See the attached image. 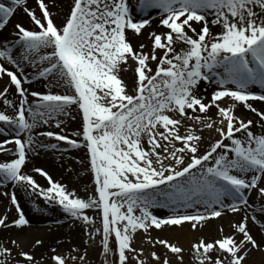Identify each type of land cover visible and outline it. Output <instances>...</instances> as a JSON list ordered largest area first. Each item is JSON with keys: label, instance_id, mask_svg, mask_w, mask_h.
Returning a JSON list of instances; mask_svg holds the SVG:
<instances>
[{"label": "snow or ice", "instance_id": "obj_1", "mask_svg": "<svg viewBox=\"0 0 264 264\" xmlns=\"http://www.w3.org/2000/svg\"><path fill=\"white\" fill-rule=\"evenodd\" d=\"M25 3L0 2V30ZM38 8L40 16L23 8L38 30L17 23L13 38L0 44V61L15 69L0 63V79L10 81L0 91V136L11 137L0 141V153L13 157L0 161V187L11 183L13 189L27 185L38 190L49 204L82 220L90 240L101 236L105 258L113 252L114 237L118 264H148L133 244L140 230L185 222L196 229L225 209L245 212L234 226L242 234L239 239L236 234L200 239L192 252L197 264H246L249 252L259 247L248 228L247 209L252 205L247 193L256 190L264 197V134H256L253 121L236 114L235 103L221 105L225 98L243 104L260 117L264 128V110L249 103L264 101V94L250 91L253 85L264 89V0H71L59 23L45 0H38ZM153 10L164 31L149 32L150 45L134 46L128 34L140 36L151 25ZM130 67L131 85L122 76ZM34 80L45 81L47 91L25 87ZM202 83L216 86L210 99L203 94L207 88L201 92ZM13 86L17 100L10 98ZM212 108L218 121L209 114ZM75 110L82 117L80 131L65 134ZM188 122L191 126L182 134ZM44 126L60 131L33 135ZM204 129L219 136L206 148ZM38 137L68 147L59 149ZM41 148L61 153L86 149L93 195L76 197L41 168L34 171L48 181L46 189L23 174L28 154ZM11 203L17 218L9 223L6 215L0 217V227L22 229L29 220L15 191ZM154 208H165L169 215L158 217ZM89 209L100 215L102 231L86 214ZM252 220L259 223L255 216ZM155 243L175 260L153 251V264H183L181 247L165 239ZM52 251L53 264H68L66 256ZM72 251L77 253L71 256L73 264H84L86 252ZM17 254L24 264H35L29 252ZM14 260L13 248L0 244V264Z\"/></svg>", "mask_w": 264, "mask_h": 264}, {"label": "rangeland", "instance_id": "obj_2", "mask_svg": "<svg viewBox=\"0 0 264 264\" xmlns=\"http://www.w3.org/2000/svg\"><path fill=\"white\" fill-rule=\"evenodd\" d=\"M0 2H4L10 6V0H0ZM45 2L49 5V10H50L51 14L53 15V17L57 18L55 22L59 23V21L63 15L57 16V10L59 12L60 7H63V10H64L63 14L66 13L69 10L68 6H69L71 0H66L65 3H63L62 5L58 4L57 6H55L53 4H49L50 1H48V0H45ZM24 7H27L30 10L34 11L38 16L41 15L40 9L38 8V0H34V1H30V2H28V0H26V3L23 4L21 7H19L20 15L18 17V20H15V23H13L12 25H14V24L16 25L17 23H19V24L23 25L24 27H26L30 30H38V26L34 25L33 22L31 21V18L27 15V13H25L23 11ZM53 7H56L55 10L53 9ZM155 17H156V14L152 16V19H154ZM13 30L16 31L15 26H14ZM148 33L147 32L144 33V36H142L143 38L141 37V39L139 41L137 40L138 42L133 43V45L138 46L141 43L146 44V45H150L151 41L148 39V35H149ZM3 43L4 42H1L0 44H3ZM145 50L147 51V49H145ZM0 63H4L6 67H9L11 69V66L6 64V62L0 61ZM129 63L131 64V62H129ZM11 70L15 71V69H11ZM30 74H31V69H30ZM122 76H123V79L129 85H131V83L134 79V75H133L131 67L126 72L122 73ZM37 81L40 82V85L32 83L31 85H27V88L30 91L46 92L47 91V89L45 87L46 82L43 80H37ZM9 82H10L9 78L6 76L3 79H1L0 91H2L3 88L9 84ZM206 86H210V85L204 84V83L201 84V91L202 92H203L204 87H206ZM258 88L260 91L257 89H254V88H250V91H253L256 94H264V89H261L259 86H258ZM58 91L63 92L65 90L61 89ZM9 92L11 93V96H12L13 95L12 88L9 89ZM31 99H34V98L31 97ZM0 103H2V102H0ZM234 103L236 104L235 111H236L237 115H239L241 118L245 119L246 122H247V120H252V117L254 115H252V114H251L252 116H250L249 114L245 115L243 112L238 110V105H239L238 102H233V101L228 100V98H225V103H222L221 106L228 107ZM211 111L213 113V118L218 121L220 118L216 114L217 110L215 108H212ZM73 116H75V119H68L66 121L65 134H70V133L80 131L81 123H82V117L79 114L78 110L73 111ZM190 126H191V122H188L185 125V127L181 129L182 134L184 132H186L187 128ZM48 129H50L51 131H55V132L60 131V129H56V128H49L48 127ZM44 131H47V130H44ZM204 132L207 134L206 138L208 139L207 140L208 145H206L204 148L209 146V142H214L215 139H219L218 134L215 133L214 131L204 129ZM237 135H239V134H237ZM72 138H75V137H72ZM43 143L57 144L59 149H63L65 147H68L64 142H57L54 139H48V138ZM6 147H12V145H8V146L6 145ZM42 150H45L44 153H46L48 155L50 153L52 155H58L59 161L60 160H63L64 162L69 161L67 163L69 166L64 169V172H62L65 175L59 177L60 179H57L54 176V174L51 173L48 169L47 170L44 169L49 174V176L52 177L53 181L59 182L62 185H65L69 191L75 193L76 197L87 198V197L93 195L94 177L91 174L90 169L88 167V157L86 155V149H84V148L73 149L71 151L64 152V153H61L60 151H56V150L43 149V148H42ZM2 154H4V153H0V157L2 156ZM38 155L37 154H29L28 159L26 161V164L30 163L31 159L35 158ZM77 160L82 161V163H77L76 162ZM0 161H2V160H0ZM41 169H43V168H41ZM23 171H24V167L22 169V172ZM70 175L74 176V180H75L74 181L75 182L74 188L69 183H67L68 176H70ZM39 176L42 179L46 180L42 175L39 174ZM47 183H48V181H47ZM11 186H12V184L9 183L6 186L0 187V190L7 188V187H11ZM258 202H259V204H257V206H256V207H258V210H259L258 212L261 214H264V212L260 211V209L262 207H264V197L259 196ZM18 203L20 204L19 201H18ZM14 210H16V208ZM161 210L165 211V208H154V209H152L154 214L156 213V211L159 212ZM24 214H26V216L28 218H32V216H33L34 219H38V221L42 222L43 229L41 230V229L37 228L35 235H32L23 241H26L28 243L29 242L32 243L33 241H35L37 239L40 241H44V238H42V236H44L48 233H54L55 242L53 243V246H51L52 249H55L56 253L66 256L68 258V264H73V262L71 261V256L77 255V253L71 251V249L73 247L70 246V248L65 250L63 254L60 251V247H62L63 245L69 244L68 242H70V240L67 241V238L64 237V235L62 234V231L68 232V230L70 231L71 229L78 227L80 229V234L82 237V241H80V245L83 248V250H81V251L79 250V254L84 255L86 252L84 264H118V248H117V243L115 241V238L114 237L110 238V247L112 248L113 252L111 254H109V256L107 258H105V256L102 253L101 236H97L94 241L90 240L85 235L86 229L84 227L83 221L82 220H76L75 218H72L71 216H69L67 213H65L63 211L62 207H60L56 204H48V205L43 204V205H39L38 207H34V214L33 215H29L26 212H24ZM86 214L95 220L96 227H100L101 231H102V221H101V217L98 214L97 210H94V209L86 210ZM3 216H5V214L0 211V217H3ZM162 216L165 217L166 215L163 214ZM11 221L12 220L10 218H8V222L11 223ZM251 222H252L251 223L252 226L256 227L257 230H259V234L264 236V228L261 227L262 222L259 221V223H257V222H254L253 220H251ZM170 227H174V226H170ZM200 227H198L197 229L194 230V232H196V234H197L196 235V241H199L200 239H204L206 241L207 239L210 238V237L208 238L209 233H205L204 230H201ZM14 228L15 227H9V228L0 227V234L1 235L2 234L7 235L6 239L8 240V245L15 247L16 250L19 248L22 249V247L20 246V243H19L21 241H20L19 237L17 238V235H15L16 232H15ZM163 228H165V227H162L161 229L151 228V229H149V231L147 233H144L142 230H140L134 236V240H133L134 247H136L138 252L142 251V256L140 258L147 260L148 264H153V261L151 260V255H150L151 252L155 251L156 254L159 255V250L162 249V245L155 243V241L164 238V237L162 238V232H161V230ZM88 230L90 231L91 229H88ZM219 233H220L219 237H221L223 235H228V234H225L224 231H221ZM211 239L213 240L215 238H211ZM13 240H15V242H16L15 245H13L11 243ZM150 240L152 241L151 244L149 243ZM258 252L261 254H259ZM256 253L259 256L255 255L256 257L254 258V260H258L259 263L264 264V249H257ZM53 254L54 253H52L51 257L53 256ZM170 260L174 261V259H172V258ZM193 261L197 262L196 259H194ZM193 261L191 260L189 263L191 264V262H193ZM49 262L51 264H53V261L51 258H50ZM76 264H79V261H77ZM183 264H185V263L183 262Z\"/></svg>", "mask_w": 264, "mask_h": 264}, {"label": "bare ground", "instance_id": "obj_3", "mask_svg": "<svg viewBox=\"0 0 264 264\" xmlns=\"http://www.w3.org/2000/svg\"><path fill=\"white\" fill-rule=\"evenodd\" d=\"M30 1H34V0H28V2H30ZM48 1H50L49 4H53L55 6H57L58 4L62 5L63 3L66 2V0H48ZM132 3L135 4L136 0H132ZM55 8L56 7H53L54 10H55ZM63 12H64L63 7H60L59 12L57 10V16L63 15ZM155 14H156V17L154 19H152L151 25L148 26L147 28L143 29L142 34L140 36L133 37L131 35V33L128 34L132 43L138 42L141 39V37L144 36V33H146V32L148 33L151 31H157V33H159V32L164 31V29L161 26H159L158 14L156 13L155 10H153V12L151 13V16H153ZM19 15H20V9L17 8L16 13L14 14L13 17L10 18L6 28L4 30H0V43L5 42V41H9L13 38V33L15 32L13 29H14L15 24L14 25H12V24L15 23V20H18ZM193 26L197 27V29H199V26L196 25L195 23H193ZM212 30L214 32L217 31V29L215 27H213ZM26 72H28L30 74V69H26ZM0 83H1V79H0ZM33 83L40 85V82L37 80H34ZM25 87H27V85H25ZM215 87L216 86L214 84L210 85V86H206L204 88H207V92L206 93H203L202 91L201 92L207 98L210 99L211 93L213 92ZM250 88H254V89L259 90L258 85L250 86ZM12 92H13V95L10 98L13 100H17L18 98L15 95L14 86L12 87ZM29 99H30V101L32 100L31 97ZM206 102H207V100H206ZM249 103H251L252 106L255 107L258 111L264 110V101L252 100V101H249ZM3 107H4L3 104L0 103V110H3ZM238 110L243 112L245 115H248V114L250 116L254 115L252 117V121H253L252 130L256 134H264V128L260 127V124H261L260 117H258L256 113L252 112L250 109L246 108L243 104H240V103L238 105ZM209 114L213 116L211 109H210ZM44 130L49 131L50 129H48V126H44V127L35 129L33 132V135H38L39 132H42ZM206 135L207 134L205 132H203V137H204L203 147L208 145V141H207L208 139L206 138L207 137ZM6 138L10 139L11 137L0 136V141H3ZM22 139H23V137H22ZM38 139L42 143L45 140H47L46 137H38ZM44 152H45V150H42V148H41V149H38L36 153H29V154H37V155L39 154V155L36 156L35 158H32L31 162L27 163L24 166L23 174L32 176V178L36 181L37 184H39L41 187L46 189L50 186L49 183H47L46 180L42 179L39 176V174L36 171H34V169H36V168H43L46 170L48 169L51 173L54 174V176L57 179H60L59 177L65 175L62 172H64V169L69 166L67 164L69 161H66V162H64L63 160L59 161L58 155H52L51 153L48 155ZM12 158L13 157L4 153L0 157V160L6 161V160H10ZM74 181L75 180H74L73 175L68 176L67 183H69L73 188L75 186ZM13 191H15L17 200L20 202V207H21L22 211L28 213L29 215L34 214V207H38L39 205H43V204L44 205L49 204L47 201H45L43 199V197H41L39 195L38 190L33 192V191H31V189L28 188L27 185H25L24 187L18 186L15 189H13V186L4 188V189L0 190V211L2 213H4L11 220H14L15 218H17V215H18L17 211L14 210L15 206L11 203V194ZM5 193H7V195H5ZM247 195H248L249 204L252 205L251 208L247 209L248 228L250 229V234L253 235L254 239L257 240V243L259 245V247L257 249H264V236L259 234V230H257V228L252 226V224H251L252 223L251 222L252 216H255L256 220L264 223V214L259 213L258 207H256L257 204H259V202H258L259 195H258V192L256 190H252L251 192L247 193ZM165 211L164 210H161L159 212L156 211L155 214L158 217H161L163 214L166 216L169 215L168 210L165 209ZM189 211H191V210H189ZM244 216H245V212L233 213L230 210L225 209L222 212V215L220 217L209 218L207 220L199 222L196 229L201 226L200 227L201 230H204L205 233H209L208 238L209 237L210 238L207 239L208 241H211L212 240L211 238H216V237L219 238V236H220L219 232H221V229H223L225 234H236L237 238L239 239L242 236V234L236 233V229L234 226L239 224L240 222H242V219ZM25 217L29 220V224L27 226L23 227L22 229L16 228V227L14 228V230L16 232L15 235H17V238L19 237V239L21 241L19 243H20V246L22 247V249H20V248L19 249L23 250L24 252H29L34 257L35 264H51L49 262V260L51 258L52 253H53V251H52L53 249L51 246H53V243L55 242L54 233H48V234L42 236V238H44V241H42V243L39 245L36 244V241L38 239L33 241L32 243H30V242L28 243L26 241H23V240H26L27 238H29L30 236L35 235L37 228H39L41 230L43 229L42 222L38 221V219H34L33 216H32V218H28L26 216V214H25ZM164 227L165 228H163L161 230L162 238L164 237L163 239L181 247L183 249V262L185 264H190L189 262L191 260L193 261L195 259L194 254L192 252L193 244L198 242V241H196V235L197 234H196V232H194L195 229H193L191 227V224L188 222H185L182 226H174V227L164 226ZM62 234L64 235L65 238H67V241L70 240V242H68L69 244H66V245H63L62 247H60V251L62 252V254L64 253L65 250L69 249L70 246L73 247L71 249V251L74 248L79 249L80 251L83 250V248L80 245V241H82V237L80 234V229L78 227L77 228L75 227V228L71 229L70 231L68 230V232L62 231ZM6 237H7V235H3V234L1 235L0 234V244H4L5 246L13 248L15 260L12 262V264H17V262H20V264H24L23 258L17 254L19 249L16 250L15 247L8 245V240L6 239ZM249 248H251V245H249ZM257 249H252L249 252V255L246 258V264H261V263H259L258 260H254V258L256 257L255 255H258L256 253ZM259 254H261V253H259ZM159 256H161L162 259H164V258L171 259L172 258L175 260L174 254L170 253L167 249H165L163 245H162V249L159 250ZM191 264H197V262L193 261V262H191Z\"/></svg>", "mask_w": 264, "mask_h": 264}]
</instances>
